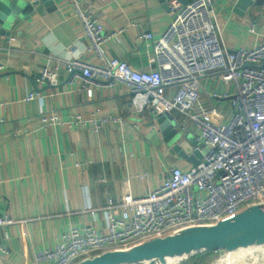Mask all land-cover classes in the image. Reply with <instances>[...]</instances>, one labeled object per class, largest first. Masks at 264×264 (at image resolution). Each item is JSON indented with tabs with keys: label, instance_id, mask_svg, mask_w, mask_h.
Here are the masks:
<instances>
[{
	"label": "crops",
	"instance_id": "1",
	"mask_svg": "<svg viewBox=\"0 0 264 264\" xmlns=\"http://www.w3.org/2000/svg\"><path fill=\"white\" fill-rule=\"evenodd\" d=\"M97 16L105 34L115 36L104 45L107 58L126 61L139 72L155 68L154 41L139 39L151 33L160 38L174 17L159 0H79ZM237 0H213L221 40L229 51L264 42V0L245 15L234 12ZM57 10L17 21L10 37L0 38V215L14 223L0 228V264H36L38 252L52 250L72 228L104 230V209L110 199L128 192L142 196L157 188L177 165H193L166 144L150 115L130 114L127 85L105 83L81 88L71 85L59 66L56 84L37 80L44 67L53 69L75 58L96 59L77 20L73 0H55ZM181 4V3H180ZM183 5V4H181ZM121 31V32H119ZM199 99L215 109V123L227 122L234 111V87L217 72L201 78ZM37 92L30 101L25 97ZM56 114L59 122L43 128L42 116ZM120 118L100 134L72 124L77 116ZM183 122L178 111L166 114ZM195 140V130L183 133Z\"/></svg>",
	"mask_w": 264,
	"mask_h": 264
},
{
	"label": "built area",
	"instance_id": "2",
	"mask_svg": "<svg viewBox=\"0 0 264 264\" xmlns=\"http://www.w3.org/2000/svg\"><path fill=\"white\" fill-rule=\"evenodd\" d=\"M77 20L95 62L75 58L53 69L44 67L40 84H56L59 66L69 75L71 85L81 88L105 83L127 85L131 92L130 114H148L156 121L159 114L178 111L182 134L195 130L197 145L210 147L198 165L183 169L177 165L157 188L142 196L128 192L120 201H108L104 209L106 227L93 226L67 231L52 250L40 251L36 264H75L94 255L128 248L145 240L162 237L192 225L212 224L241 209L264 201V42L256 47L229 51L223 44L213 0L170 3L174 17L158 39L142 34L139 39L154 41L155 68L139 72L126 61L107 58L104 45L116 33L105 34L101 20L79 0H73ZM121 32V31H119ZM5 67L0 64V71ZM217 72L233 85L234 111L229 120L215 123V109H207L199 99L201 78ZM39 96L31 92L30 102ZM0 102V106H4ZM56 114L42 116V127L59 122ZM123 125L120 118L80 115L72 124L100 134L109 124ZM202 150V149H201ZM14 223L0 215V228ZM0 253L7 250L0 243Z\"/></svg>",
	"mask_w": 264,
	"mask_h": 264
},
{
	"label": "water",
	"instance_id": "3",
	"mask_svg": "<svg viewBox=\"0 0 264 264\" xmlns=\"http://www.w3.org/2000/svg\"><path fill=\"white\" fill-rule=\"evenodd\" d=\"M165 9H170L171 0H159ZM186 5L188 0H177ZM262 0H237L234 12L245 15L258 7ZM57 10L55 0H0V38L10 37L9 29L21 20H27L35 11L40 15ZM166 144L198 165L203 151L195 150L196 140L182 135L178 125L166 114H159L155 121ZM151 121L153 125L155 123ZM264 247V201L251 204L234 215L212 224L192 225L172 231L162 237H154L128 248L109 250L75 264H182L204 253L232 254ZM228 255V256H229Z\"/></svg>",
	"mask_w": 264,
	"mask_h": 264
},
{
	"label": "rangeland",
	"instance_id": "4",
	"mask_svg": "<svg viewBox=\"0 0 264 264\" xmlns=\"http://www.w3.org/2000/svg\"><path fill=\"white\" fill-rule=\"evenodd\" d=\"M189 139H192L191 136L189 137ZM201 149L203 153L206 154L210 150V147L201 146ZM233 254L236 255L232 256ZM228 255L229 254L213 253L212 259L209 264H233L234 262V264H264V247L254 248L249 251L245 250V252L244 250H242L236 253H232V255ZM230 257H236V260L233 258V260H230Z\"/></svg>",
	"mask_w": 264,
	"mask_h": 264
},
{
	"label": "trees",
	"instance_id": "5",
	"mask_svg": "<svg viewBox=\"0 0 264 264\" xmlns=\"http://www.w3.org/2000/svg\"><path fill=\"white\" fill-rule=\"evenodd\" d=\"M213 256V253H204L199 254L197 256L192 257L186 262H183L182 264H209Z\"/></svg>",
	"mask_w": 264,
	"mask_h": 264
},
{
	"label": "bare ground",
	"instance_id": "6",
	"mask_svg": "<svg viewBox=\"0 0 264 264\" xmlns=\"http://www.w3.org/2000/svg\"><path fill=\"white\" fill-rule=\"evenodd\" d=\"M241 251H242V250H241ZM238 252H239V251H238ZM231 255H232V254H231ZM235 255H236V254H233L232 256H235ZM230 258H231V257H230ZM232 258L235 259L236 257H232ZM232 258H231L230 260H233ZM235 260H236V259H235ZM229 262H230V261H229ZM231 263H232V262H231ZM234 263H235V262H234ZM234 263H233V264H234ZM167 264H174V261H171V260H170Z\"/></svg>",
	"mask_w": 264,
	"mask_h": 264
}]
</instances>
